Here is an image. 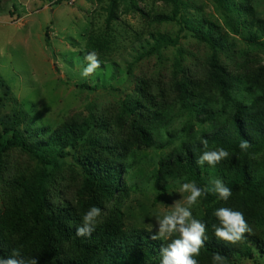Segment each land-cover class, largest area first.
I'll return each mask as SVG.
<instances>
[{"label":"rangeland","instance_id":"1","mask_svg":"<svg viewBox=\"0 0 264 264\" xmlns=\"http://www.w3.org/2000/svg\"><path fill=\"white\" fill-rule=\"evenodd\" d=\"M177 1L175 19L165 20L174 15L170 0H0V81L9 88L0 86V120L23 110L27 119L20 128L27 137L71 123L86 128L89 141L115 144L128 191L102 212L120 209L125 230L153 232L156 217L187 195L176 181L194 182L166 164L211 134L236 104L249 105L262 91L264 33L256 22H264V0ZM205 33L217 41L214 48L200 38ZM89 52L97 53L101 67L86 78L81 72ZM199 106L215 112L216 120L200 115ZM137 126L151 146L139 141ZM88 146L97 156L109 154L99 143ZM78 160V147L63 151L49 190L61 184L71 202L79 196L101 200ZM249 160L264 173V148ZM3 167L0 214L8 207L6 180L30 178L40 168L20 150L6 154ZM203 179L211 185L219 177L205 173ZM251 208L264 246V199L253 198ZM207 209L202 196L193 216L202 219ZM225 264H264V253L252 245V257L234 254Z\"/></svg>","mask_w":264,"mask_h":264},{"label":"trees","instance_id":"2","mask_svg":"<svg viewBox=\"0 0 264 264\" xmlns=\"http://www.w3.org/2000/svg\"><path fill=\"white\" fill-rule=\"evenodd\" d=\"M170 1L174 4V15L165 20L175 19L178 13V1ZM256 23L257 28L264 33V22L257 20ZM200 38L213 48L212 43H217L207 33ZM217 61L216 54H213L212 67L215 70L219 69ZM214 78L217 80V76ZM258 83L262 91L256 99L249 105L236 104L233 114L220 125H214L213 132L202 138L207 139L209 149L224 147L229 152L228 158L212 168L206 163L197 165L196 160L205 150L201 139L181 150L166 164L173 172L194 181L198 187L211 188L212 185H208L203 176L213 173L232 190L227 201L219 199L211 191L203 196L208 209L201 220L207 226L208 240L195 257L198 261H212L215 252L221 253L226 260L234 254L252 257V245L264 253L263 243L256 236L255 224L252 223L258 214L251 208L253 198L264 199V173L249 160L250 155L264 148V77ZM0 86L9 89L2 80ZM198 111L200 115H207L209 120H216L215 112H207L201 106ZM26 119L25 112L17 110L9 121L0 120V174L4 169V157L12 150L32 155L40 166L30 178L14 174L11 181L6 180L8 196H5V200L8 207L0 214V256L7 258L13 249H17L23 256L37 259L38 264H161L159 249L162 245L166 246L170 239L152 240V233L145 229L125 230L120 209L108 216L102 212L90 237H78L75 234L77 227L82 224V217L91 207L109 210L108 203L120 202L122 195L128 191L123 179L125 168L120 163L123 155L117 146L103 144L96 139L89 141L87 129L71 123L53 131L48 127L42 128L27 137L26 129L20 128L22 124L26 125ZM135 128L142 145L151 146L152 141L144 130L140 126ZM243 139L250 142L247 152L239 148ZM96 143L109 153L106 158L92 153L93 149L88 145ZM77 147L78 161L87 174V186L93 184L91 189L103 195L101 200L92 196L84 202L79 196L76 202H71L63 197L61 184L56 191L49 190L48 185L59 168L58 161L63 157V151L76 150ZM161 165L162 170L165 165ZM223 203L242 211L252 229L251 233L234 245L220 241L214 235L213 225L219 226L214 211ZM175 238H178V234L172 237Z\"/></svg>","mask_w":264,"mask_h":264},{"label":"clouds","instance_id":"3","mask_svg":"<svg viewBox=\"0 0 264 264\" xmlns=\"http://www.w3.org/2000/svg\"><path fill=\"white\" fill-rule=\"evenodd\" d=\"M85 60L87 63L81 75L87 78L101 67V62L95 52L87 53ZM201 143L205 150L196 160L197 165L203 166L206 163L210 167H215L229 157V152L224 147L209 150L207 139H202ZM249 147L250 142L247 139L241 140L239 144L241 151L247 152ZM176 183L179 184V193H187V195L182 201H173L170 211H165L156 217L155 228L150 239H170L166 246L162 245L159 249L161 264H198L195 257L200 254V249L208 240L207 226L201 219L193 216L192 206L209 191L217 194L219 199L227 201L232 195V190L221 179L211 180V188L198 187L195 182L176 181ZM101 214V208L91 207L82 217V224L77 227L76 236L90 237L95 231ZM214 216L219 221V226L213 225L214 235L227 244H237L245 238L246 234L252 232L242 211L220 207L214 211ZM175 234H178V238L172 239ZM225 261L226 257L221 253H213L212 264H225ZM0 264H38V260L25 257L20 250L13 249L7 258L0 256Z\"/></svg>","mask_w":264,"mask_h":264}]
</instances>
